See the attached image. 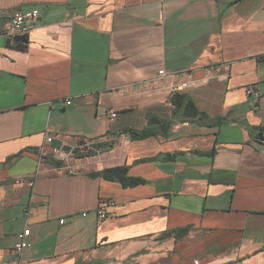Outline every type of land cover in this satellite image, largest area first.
I'll return each mask as SVG.
<instances>
[{"label":"crops","instance_id":"crops-1","mask_svg":"<svg viewBox=\"0 0 264 264\" xmlns=\"http://www.w3.org/2000/svg\"><path fill=\"white\" fill-rule=\"evenodd\" d=\"M186 81L208 120L170 104ZM263 128L264 0H0V264H264ZM118 166L145 183L89 175Z\"/></svg>","mask_w":264,"mask_h":264},{"label":"built area","instance_id":"built-area-1","mask_svg":"<svg viewBox=\"0 0 264 264\" xmlns=\"http://www.w3.org/2000/svg\"><path fill=\"white\" fill-rule=\"evenodd\" d=\"M3 14V13H1ZM39 18V12L38 10H30V11H16L9 15V24L4 32L5 35L12 38L18 35L25 36L28 34L31 28V24L35 22ZM157 76L159 79L167 77L168 74L165 71H159L157 73ZM192 86V83L190 81H186L184 83H181L177 86H174L171 88V92L173 94H178L179 92L184 91L185 89ZM247 94H253L254 96L258 97L259 94L257 90L254 87H250L246 90ZM65 104L67 106L71 105V100H66ZM116 114L114 112H111L109 114L110 120H113L115 118ZM261 137L264 138V128L260 132ZM52 139L51 137H46V142H50ZM99 143L92 140H81L77 143H73L69 146V152L73 155L75 154H94L100 152V149L97 147ZM41 168V163L38 166ZM13 184L16 186H26L30 189L34 187L35 184V176H21L17 177L13 180ZM26 216L31 215V209L26 210L25 212ZM86 214H83L85 216ZM96 217L99 221H102L106 218L105 212L98 209L96 211ZM63 223V220H60V224ZM29 236V230L26 229L22 233H20L17 236V240L13 246V249L16 253H20L24 249L29 247V244L27 242V237ZM194 264H197V262H194Z\"/></svg>","mask_w":264,"mask_h":264},{"label":"trees","instance_id":"trees-1","mask_svg":"<svg viewBox=\"0 0 264 264\" xmlns=\"http://www.w3.org/2000/svg\"><path fill=\"white\" fill-rule=\"evenodd\" d=\"M18 45L23 47L24 43L18 44ZM170 104L173 106L175 111L180 112L182 114L183 118H186L189 120H198V121L208 120V117L204 113L200 112L196 108V106L193 104V102L182 94H177V93L174 94L170 98ZM222 122H223V119L218 118V119H215L213 121L214 124H211V125L217 126L221 124ZM128 134L131 140H135V141L144 140V139L150 138L155 135L154 131L149 128L144 129L140 132L129 131ZM212 153L213 152H210L209 154H212ZM201 154L206 155L207 153H201ZM150 160L151 159H141V160H138V162L141 163V162H147ZM89 175L99 176L107 181L118 182L123 188H133L136 186L143 185L145 183V181L141 178H134V177L128 176L127 166H118L114 168H109L101 172L90 173ZM187 232H188L187 228L178 229L175 231L165 233L164 237L172 236L174 238H180V237L185 236Z\"/></svg>","mask_w":264,"mask_h":264},{"label":"water","instance_id":"water-1","mask_svg":"<svg viewBox=\"0 0 264 264\" xmlns=\"http://www.w3.org/2000/svg\"><path fill=\"white\" fill-rule=\"evenodd\" d=\"M13 39L16 42H24L25 36L18 35V36H15Z\"/></svg>","mask_w":264,"mask_h":264}]
</instances>
